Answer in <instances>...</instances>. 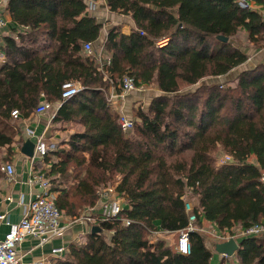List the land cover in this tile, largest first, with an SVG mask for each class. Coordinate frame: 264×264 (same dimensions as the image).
Segmentation results:
<instances>
[{"label": "trees", "instance_id": "16d2710c", "mask_svg": "<svg viewBox=\"0 0 264 264\" xmlns=\"http://www.w3.org/2000/svg\"><path fill=\"white\" fill-rule=\"evenodd\" d=\"M94 1L7 0L13 28L0 47V166L23 142L9 124L11 112L20 120L41 99L57 105L62 85L77 83L78 93L51 119L58 130L76 131L46 154L39 172L63 217L78 218L94 207L97 191L108 185L127 203L117 218L95 222L99 232L69 245L55 264H210L205 235L190 233L191 251L183 256L164 236L152 242L153 234L186 227L182 198L188 191L196 227L206 221L232 236L264 224V63L242 71L232 88L182 91L246 64L240 32L246 47L264 49V18L237 0H105L109 12L129 16L135 29L123 35L110 27L100 44L102 24L88 11ZM248 1L264 9V0ZM163 39L166 45L157 47ZM87 43L94 52L101 47L109 64L87 55ZM124 76L160 93L135 113L130 132L121 130L120 115L107 102L110 85L119 91ZM217 146L229 164H215L210 154ZM238 243L237 264H264V239Z\"/></svg>", "mask_w": 264, "mask_h": 264}, {"label": "built area", "instance_id": "2783aa9c", "mask_svg": "<svg viewBox=\"0 0 264 264\" xmlns=\"http://www.w3.org/2000/svg\"><path fill=\"white\" fill-rule=\"evenodd\" d=\"M237 3L242 9L257 11L260 16L264 18V9L255 8L248 0H237ZM6 28L7 20L5 17V8L0 4V35ZM166 43L167 39H163L157 41L155 45L157 47H163ZM1 46L2 42L0 41V47ZM83 49L87 55L93 56L100 66H103L104 62H106L107 65L109 64V58L103 59V50L101 48L99 51L94 52L92 44L87 43L84 45ZM135 88L133 79L129 76H124L121 80L120 92L115 93L113 86H111V91L109 92V95H107V102L110 103L111 106L115 105V102L118 99L123 100L128 94L133 92ZM78 91L79 86L77 83L63 84L60 95L61 103L72 98L78 93ZM61 103L52 105L45 99H42L38 103L34 114L39 116L48 112H53V118ZM10 116L13 119H19L20 117L16 110H13ZM118 125L123 132H130L132 130L133 122L120 115ZM24 136L26 139L35 141L31 166L36 162L42 161L48 152L56 150V144L48 142L44 135H36L35 131L29 127L25 128ZM224 159V161L220 162L219 166L231 162L229 156H226ZM0 170L4 173L7 182L12 180L14 174L12 165L5 164L1 166ZM27 182L30 185H37L38 190L34 191L28 204L23 207L20 221L17 224H10L6 213L0 215V224H5L9 227L3 239L0 240V264H43L41 260H33L31 262H24L22 260V257L19 254V248L27 238L37 240L39 246H42L43 244L49 243L52 239L62 238L72 224H94L99 220L107 221L115 219L126 207L124 197L117 194L115 186H110L100 189L96 193L98 197V205L101 210L99 216H80L79 218L71 219L68 223H63V216L55 205L56 196L51 191L49 180L45 175L39 171H35L33 166L28 173ZM259 182L264 188V174L260 176ZM6 200L10 201L11 199L8 197ZM182 201L184 204V212L187 215V225L184 229L177 232L178 237L174 244V250L180 255L187 256L191 251L189 234L202 231L196 227L197 218L196 215L193 214V206L187 201L186 196H183ZM91 210L92 209H89V211ZM128 224L129 222L125 221V225ZM263 233L264 224H258L247 229L236 230L232 236L219 235L217 240L225 242L229 239H234L235 241H238L240 238L258 237ZM65 251L66 248L63 246L54 247L51 248L50 255L59 258L64 255Z\"/></svg>", "mask_w": 264, "mask_h": 264}, {"label": "crops", "instance_id": "0c3cea01", "mask_svg": "<svg viewBox=\"0 0 264 264\" xmlns=\"http://www.w3.org/2000/svg\"><path fill=\"white\" fill-rule=\"evenodd\" d=\"M250 4L255 8H262L253 3ZM88 11L91 16L96 18L98 23L102 24V28L99 33L100 44L104 43L107 36V31L110 27H118L123 35H129L131 31L135 29L134 22L129 16H124L109 12L108 9L105 7V0H97L94 2H89ZM12 28H13V24L11 23L10 18H8L7 28L0 35L1 42L3 36L8 34V32H10ZM92 47L93 49H95L94 46ZM100 48L101 47H99V49ZM255 52H257L258 54L257 58H251L247 54L248 61L246 62V64L250 68L258 63H264V50L255 51ZM102 57L103 59L108 58V56L105 53H103ZM4 62L5 59L2 57V55H0V67ZM115 103L116 104L114 105V111H116L117 113H122L123 111V113L125 112L127 115H130L129 107L131 104H130L129 96H127L123 100L118 99ZM52 113L53 112H48L46 114H42L37 117H34L33 116L34 112H33V114H31L29 117L20 119L19 129L21 132L20 135L21 138L23 139V142L27 140L23 134L25 128L27 127L33 129L36 135H44V137L47 138L48 142L56 145L61 143L62 141L63 142L66 141L67 137L70 134H72L74 131H76V128L65 129V131L58 130L57 126L51 124ZM31 141L35 143L34 140ZM23 142L20 145L19 144L15 145L16 155L12 158L11 162L8 163L12 165L14 169L12 180L7 182L5 180V175L3 172H2L3 178L0 179V215L6 213L8 215L10 224H17L20 221L23 207L28 204L34 191L38 190L37 185H30L27 182L30 168H33L34 166V170L36 169L37 171H40L43 168L42 161L36 162L31 166L32 158L25 157L21 154L20 148ZM253 161L254 159L252 158L251 162ZM5 164L3 163L1 164V166ZM8 197H10L11 199L10 201L6 200V198ZM89 209L92 210L89 211ZM100 214H101V210L97 202L94 207L85 208L83 212L80 214V216L96 217L99 216ZM64 218L65 219H63V223H68L69 222L68 220H70L69 217H64ZM93 226H94L93 224H89V223H82L80 225L74 224L67 229L66 233L63 235L62 238L52 239L49 243L43 244L42 246H39V242L37 240L33 238L32 239L27 238L21 244L19 248V254L21 255L22 260L24 262L41 260L43 264H55L56 261H58L59 259L65 256V253L69 245H71L72 243L83 241L86 235L91 233V229L93 228ZM197 228L202 231L199 232L200 234L208 235L210 237L209 241H211V243L210 244L206 243L207 248L212 250V258L210 264H237V259L235 256L236 253L232 257H226L215 253L214 251L215 244L222 242L217 240V237L222 234L215 228V226L211 225L206 221H202L200 227ZM8 229L9 227L7 225L0 224V240L3 239ZM153 235L154 236L152 242L155 240V238L164 236V238H166L168 242L170 241L169 244H171L170 236H172L173 234L155 233ZM258 237L264 239V233ZM61 246L66 248L64 255L59 258L52 257L50 255L51 248L61 247Z\"/></svg>", "mask_w": 264, "mask_h": 264}, {"label": "rangeland", "instance_id": "374dc122", "mask_svg": "<svg viewBox=\"0 0 264 264\" xmlns=\"http://www.w3.org/2000/svg\"><path fill=\"white\" fill-rule=\"evenodd\" d=\"M0 4L5 8L6 7V4H7V0H0ZM5 17H6V20H8L9 16L7 15L6 12H5ZM239 39L242 41V45H241L240 49L243 52H245L246 54H248L249 57H251V58H257L258 54H257V52H255L257 50H255L253 48L250 49V48L246 47L247 44L245 43L246 40H245V35H244L243 32H240V34L238 35V39L237 40L240 41ZM262 50H264V49H262ZM96 51H99V48ZM102 54H103V52H102ZM247 69H249V66L247 64L241 65V66L235 68L234 70H232L229 74H227L224 77H221V78H206V79H203L202 81H200L198 84H196L194 86H190V87H186V88L185 87L184 88L182 87L183 88V91L182 92L185 93V92L196 91L197 88H199L201 85H218V84H221V85H224V88L229 87V86L232 88L236 84V78H237V76L242 71L247 70ZM111 86H113V85H110V88H109L108 93H107L108 95H109V91H111ZM114 91L116 93L120 92V90L119 91H116L115 89H114ZM157 95H160V93L157 90V87H155V86H148V87L142 86V87H139V88L136 87L133 92H131L130 94L127 95V96L130 97V104H131L130 107H129L130 115H127L125 112L123 113V111H122V113H119V115L124 116L125 119H129L132 122H135V120H136L135 119V113L137 111H139V110L146 111L148 109V107H149V104H150L151 100L154 97H156ZM111 107L113 108L112 110L114 111V105H112ZM114 112H116V111H114ZM33 116L34 117H37L38 115L33 114ZM118 119H119V117H118ZM9 124L13 127V130L14 131H17V132L21 133L19 131L20 130L19 129V120L12 119ZM71 128L75 129V126H68L67 127V129H71ZM23 134H24V132H23ZM17 139L18 138L16 137V140ZM210 155L213 158V160H214V162H215V164L217 166H219L220 165V162L224 161L225 160L224 158L226 156H228V155H226L224 153V151L222 150V148L220 146H217L211 152ZM117 178L118 177H116V179ZM107 187H110V186L108 185V186H106V188ZM184 196H186L187 201L192 206H194V203L192 201L193 200L192 199V195H191L190 191L186 192ZM124 199H125V204H126L127 203V200H126L125 197H124ZM63 219H65V218L63 217ZM69 219L71 220V218H69ZM70 220H68V221L70 222ZM72 225H74V224H72ZM205 236L207 237V240H208L207 243L210 244L211 243V241H209V238L210 237L208 235H205ZM177 237H178V233H175L172 236H170L171 244H173V243L175 244L176 243Z\"/></svg>", "mask_w": 264, "mask_h": 264}, {"label": "water", "instance_id": "95a60500", "mask_svg": "<svg viewBox=\"0 0 264 264\" xmlns=\"http://www.w3.org/2000/svg\"><path fill=\"white\" fill-rule=\"evenodd\" d=\"M222 40L226 41L227 39L222 38ZM33 150H34V143L29 139L24 141L20 148L21 154L28 158H33ZM91 232L92 233L99 232V229L97 227H93L91 229ZM238 248H239L238 241H235L234 239H229L225 242H220L215 244L214 251L219 255L232 257L237 252Z\"/></svg>", "mask_w": 264, "mask_h": 264}]
</instances>
